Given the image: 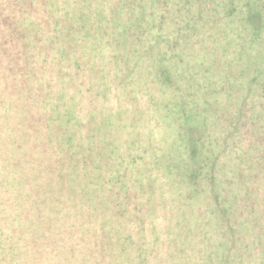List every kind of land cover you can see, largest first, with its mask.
I'll return each mask as SVG.
<instances>
[{
  "label": "trees",
  "instance_id": "16d2710c",
  "mask_svg": "<svg viewBox=\"0 0 264 264\" xmlns=\"http://www.w3.org/2000/svg\"><path fill=\"white\" fill-rule=\"evenodd\" d=\"M192 2L0 0V264L142 263L133 253L143 242L134 203H161L158 175L169 183L171 175L186 176V166L180 158L172 163L166 150L150 160L157 143L137 148L140 137L132 143L138 155L128 158L115 110L126 112L100 100L109 80L120 72L124 81L129 62L138 65L139 42L184 36L181 16ZM242 8L260 38L264 0ZM170 22L176 27L165 33ZM187 32L188 43L194 35ZM205 147V184L216 187L223 151ZM262 150L237 167L247 189L240 203H264ZM193 174L195 182L201 171ZM220 181L228 182L224 189L232 180ZM219 194L218 202L226 198Z\"/></svg>",
  "mask_w": 264,
  "mask_h": 264
},
{
  "label": "rangeland",
  "instance_id": "374dc122",
  "mask_svg": "<svg viewBox=\"0 0 264 264\" xmlns=\"http://www.w3.org/2000/svg\"><path fill=\"white\" fill-rule=\"evenodd\" d=\"M191 1V9L185 6L189 11L181 16L187 26L182 30L184 36L172 33L171 37L179 42L172 49L169 45L165 49L169 50L168 61L177 65L174 89L158 83L157 92L152 95L147 92L153 87L144 85L143 80L140 87L133 77L121 82L119 72L118 77L109 80L100 103L127 112L118 115L115 110L121 123L120 147L128 158L131 152L138 155L137 148L142 143L151 141L157 144L148 149L150 160L153 153L162 156L164 150L171 157L173 151L175 155L190 147L184 137L205 136L208 147L223 151V173L232 180L227 191H220L222 184L218 177L217 186L213 185L210 191L215 197L217 193H230L227 199H233L241 182L238 165L244 156H258L264 146V30L257 38L254 28L244 21L247 11L242 6L247 0H221L219 8L213 5L217 0ZM200 14L206 25L196 16ZM172 26L176 27L174 22L167 23L165 33H170ZM188 28L193 40L183 44ZM170 50L176 54L172 56ZM143 86L149 91H141ZM167 91L173 95L164 96ZM150 98L154 110L147 106ZM159 102L164 106L161 114ZM168 104L171 111L165 109ZM162 136L167 138L160 141ZM137 137L140 142L132 150ZM171 146L177 151L169 149ZM207 149L205 156H209ZM159 194L162 201L163 191ZM141 200L144 203L133 206L139 222L136 232L143 240L133 253L139 254L141 264H264V203L175 205ZM130 247L134 245L130 243Z\"/></svg>",
  "mask_w": 264,
  "mask_h": 264
},
{
  "label": "flooded vegetation",
  "instance_id": "af4514ba",
  "mask_svg": "<svg viewBox=\"0 0 264 264\" xmlns=\"http://www.w3.org/2000/svg\"><path fill=\"white\" fill-rule=\"evenodd\" d=\"M178 42L179 41H176V40H167L163 42H155V41L139 42L138 48H139V53L141 54L139 55L138 61L136 62L138 65L131 66V64H134L135 62L127 61L129 62V64L127 66L128 73L125 76V79H127V77H130V78L133 77L134 79H136L135 82L134 81L133 82L137 83L139 87L141 86V82H142L141 80H143L144 85L148 84L150 85V88L151 87L153 88H151L149 91L147 90L146 86L145 87L143 86L141 88V91H144V92L149 91L147 93H152V95H154L157 92V87H159L158 83H161L162 86L168 87L169 90L174 89V83H175V78H176L175 69L177 65L173 63L172 60L168 61V58L170 57V56L168 57L167 55L169 50L167 51L165 50V48L168 47L167 45H169V48L172 49L173 47L177 46ZM184 43H187V42H183V44ZM170 54L174 56V54H176V51L174 50L172 53L170 50ZM135 90L136 89H133V92ZM165 95L171 96L173 94L172 92L167 91L164 94V96ZM165 103L167 104V100H165ZM152 104H153V100L150 98L147 106L148 107L150 106L151 110H154V108L152 109ZM162 105H163L162 102H159V106H162ZM183 105H186V104H183ZM141 106L143 107V105H138L137 107H141ZM163 109H164V106H162V109L158 108V111L160 110L164 111ZM165 109H168L171 111L169 104L165 107ZM190 138L192 137H184V139L187 140V144L190 143V147L186 146L185 148H182V150H180L179 153L178 152L175 153L176 156L173 154L174 153L173 150L177 151V148H172L173 146L169 148L173 151V153H171V159L173 161L172 163L178 162V159L180 158V160L185 164L186 166L185 175L186 176L181 175L180 177H178L177 174L171 175L170 182L166 183V177L163 175V173H161L160 174L161 178L160 179L158 178V179L161 180V183H165V184L163 185V188L161 189V191H163V194H164V199H162V201L160 202L164 203L166 195H168L167 198H170V203H175V205L177 203L188 204V203H196V202L197 203H240L237 197H240L241 195L246 193V190H247L245 186L242 187V182H240V186H239L240 188L236 189L237 193L235 194L233 199H227V196L230 193H228L227 195H222L220 193L219 194L220 196H223L226 198L219 202L216 200V197L213 196V194L210 191V188L212 187L210 186V183L206 182L205 184V136H200L194 139H190ZM167 148L168 147H166L165 145V149ZM188 148H189V151L187 152L186 149ZM193 154H196V157H195L196 160L193 159V156H192ZM193 171H201L199 179L196 180L195 182H194V179H197V177H195L197 175H194ZM187 173H188V176H187ZM183 177L184 179H182ZM220 178L221 180H223L225 178L227 179L228 177L226 173H224V176ZM239 180L241 181V177H239ZM179 184H181V186H179ZM221 184H222V187H225L228 185V182H222ZM183 187L185 188V190L183 189ZM222 187L220 191H227V188L229 186L224 189H222ZM138 193H139V198L141 199L143 195L142 191L139 190ZM193 198H194V201H191V199ZM195 198L198 200H195Z\"/></svg>",
  "mask_w": 264,
  "mask_h": 264
}]
</instances>
